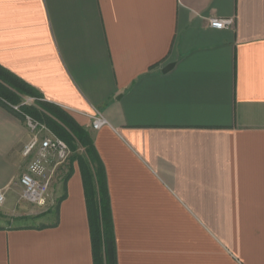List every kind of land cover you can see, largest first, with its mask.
Masks as SVG:
<instances>
[{
	"label": "crops",
	"instance_id": "obj_1",
	"mask_svg": "<svg viewBox=\"0 0 264 264\" xmlns=\"http://www.w3.org/2000/svg\"><path fill=\"white\" fill-rule=\"evenodd\" d=\"M0 67L90 135L117 264H264V0H0ZM31 138L0 98L5 217ZM78 149L43 227L0 226V264H94Z\"/></svg>",
	"mask_w": 264,
	"mask_h": 264
},
{
	"label": "trees",
	"instance_id": "obj_2",
	"mask_svg": "<svg viewBox=\"0 0 264 264\" xmlns=\"http://www.w3.org/2000/svg\"><path fill=\"white\" fill-rule=\"evenodd\" d=\"M23 97L32 99L43 111V115L41 116L40 112L32 106L21 105L24 101ZM0 98L13 106H20L23 114L35 120L44 123V118H46L50 130L55 131V135L67 142L73 151L78 148L84 150L85 161H81V167L90 221L94 264H117L116 241L105 170L90 135L66 112L45 102L34 88L10 76L1 67Z\"/></svg>",
	"mask_w": 264,
	"mask_h": 264
},
{
	"label": "built area",
	"instance_id": "obj_3",
	"mask_svg": "<svg viewBox=\"0 0 264 264\" xmlns=\"http://www.w3.org/2000/svg\"><path fill=\"white\" fill-rule=\"evenodd\" d=\"M234 23L233 19H214L210 21V26L213 29L225 30L233 27ZM13 109L22 114L27 128L32 134L31 140L23 150V156L29 160V163L26 172L19 179L22 190L20 200L42 207L47 204L55 174L63 170L71 156V150L67 142L55 136L47 126L23 114L20 106H13ZM107 123L104 117L98 116L94 118L92 127L99 130ZM4 202L5 192L0 191V205Z\"/></svg>",
	"mask_w": 264,
	"mask_h": 264
},
{
	"label": "rangeland",
	"instance_id": "obj_4",
	"mask_svg": "<svg viewBox=\"0 0 264 264\" xmlns=\"http://www.w3.org/2000/svg\"><path fill=\"white\" fill-rule=\"evenodd\" d=\"M24 104L27 106H32L35 110L40 112L41 116L43 115L42 113L43 111L34 103V101L32 100L23 101L21 105H24ZM45 121H46V118H44V123L42 122L41 123L47 126V128L50 130V127L47 121L46 122ZM51 132L55 135L54 133L55 131L54 132L51 131ZM70 150H71L70 158L72 157L77 158L82 153V150H79V149L73 151V149L70 147ZM68 162L65 164V166L68 164ZM59 173L57 172L55 174L53 184L49 191L46 205L39 207V206H35V205L28 204V203L21 201L20 204H22V206H25L26 210H24L23 214H20L19 212H14L10 217H5L2 213L3 212L2 208L4 207L5 202L2 205H0V226L8 227V228L9 227L10 228H18V227L19 228L20 227L40 228V227H43L45 223L47 222L46 216L50 214L51 212L52 213L55 212L59 204L58 203L59 198H57L56 192L54 191V187H53L59 180L58 178H60L61 176V173L60 174ZM110 210H111V207H110ZM111 216H112V210H111ZM112 222H113V216H112ZM89 225H90V221H89ZM113 228H114V223H113ZM114 236H115V230H114Z\"/></svg>",
	"mask_w": 264,
	"mask_h": 264
},
{
	"label": "water",
	"instance_id": "obj_5",
	"mask_svg": "<svg viewBox=\"0 0 264 264\" xmlns=\"http://www.w3.org/2000/svg\"><path fill=\"white\" fill-rule=\"evenodd\" d=\"M174 67V64H170L168 65L164 70L163 73H168L169 71H171Z\"/></svg>",
	"mask_w": 264,
	"mask_h": 264
}]
</instances>
